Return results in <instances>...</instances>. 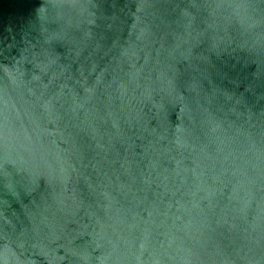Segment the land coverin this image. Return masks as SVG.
<instances>
[{"label": "water", "instance_id": "95a60500", "mask_svg": "<svg viewBox=\"0 0 264 264\" xmlns=\"http://www.w3.org/2000/svg\"><path fill=\"white\" fill-rule=\"evenodd\" d=\"M0 264H264V0H0Z\"/></svg>", "mask_w": 264, "mask_h": 264}]
</instances>
